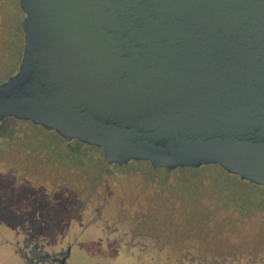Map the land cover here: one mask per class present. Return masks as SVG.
I'll return each instance as SVG.
<instances>
[{
    "label": "water",
    "instance_id": "95a60500",
    "mask_svg": "<svg viewBox=\"0 0 264 264\" xmlns=\"http://www.w3.org/2000/svg\"><path fill=\"white\" fill-rule=\"evenodd\" d=\"M19 4L24 49L0 83V125L30 122L109 166H219L264 187V0Z\"/></svg>",
    "mask_w": 264,
    "mask_h": 264
},
{
    "label": "rangeland",
    "instance_id": "374dc122",
    "mask_svg": "<svg viewBox=\"0 0 264 264\" xmlns=\"http://www.w3.org/2000/svg\"><path fill=\"white\" fill-rule=\"evenodd\" d=\"M24 17L19 0H0V83L19 69ZM186 170L109 166L102 150L7 119L0 264H24L36 244L49 254L71 247L67 264H223L213 256L230 250L264 264V192L214 167Z\"/></svg>",
    "mask_w": 264,
    "mask_h": 264
},
{
    "label": "flooded vegetation",
    "instance_id": "af4514ba",
    "mask_svg": "<svg viewBox=\"0 0 264 264\" xmlns=\"http://www.w3.org/2000/svg\"><path fill=\"white\" fill-rule=\"evenodd\" d=\"M20 5V4H19ZM21 8V7H20ZM22 10V9H21ZM25 15V14H24ZM23 23V22H22ZM22 30H23V28H22ZM78 144H80V143H78ZM80 145H82V144H80ZM132 163H146V162H132ZM131 164V163H130ZM147 164H149V163H147ZM150 165V164H149ZM128 166V165H127ZM151 166V165H150ZM207 167V166H206ZM208 167H214V168H216V169H220L222 172H225V171H223L219 166H208ZM203 168V167H202ZM201 169V168H200ZM200 169H191V170H196V171H198V170H200ZM152 170H154L153 168H152ZM158 170H160V169H158ZM164 170V169H163ZM180 170V169H179ZM155 171H157V170H155ZM166 171V170H165ZM176 171H178V170H176ZM182 171H187L186 169H182ZM167 172V171H166ZM174 172V171H173ZM168 173H172V172H168ZM226 173V172H225ZM229 175V174H228ZM231 176V175H230ZM236 177V176H235ZM237 178V177H236ZM242 181V180H241ZM244 182V181H243ZM253 185V184H252ZM250 187H258V188H260L263 192H264V187H260V186H256V185H253V186H251L250 185ZM128 247V246H127ZM68 250H70V256H71V247H67L66 249H64L63 251H60L59 252V254H49V253H46V252H44L43 251V249L39 246V245H35L34 246V248L31 250V257H32V259H34L35 261L37 260H43L44 262H45V264H62L61 262H60V260L63 258L62 257V254L63 253H66ZM234 252L232 251V250H230L229 251V254L228 255H224V254H216V255H214L213 257L215 258V260L216 259H223V264H243V261H244V257L243 256H241V255H235V254H233ZM70 256L67 258V261H66V263H64V264H67L68 263V260H69V258H70ZM238 256V257H237ZM201 258H203V257H201ZM206 258V257H205ZM234 258V259H233ZM236 258V259H235ZM192 259H194V258H192ZM192 259H190V257H187V258H185L184 259V261L186 262L185 264H187L188 262H192L193 260ZM195 262H198L197 264H201V263H203V262H205L203 259H198V258H196L195 260H194ZM218 262H219V260H217ZM233 263H232V262ZM221 262V261H220ZM196 264V263H195Z\"/></svg>",
    "mask_w": 264,
    "mask_h": 264
},
{
    "label": "trees",
    "instance_id": "16d2710c",
    "mask_svg": "<svg viewBox=\"0 0 264 264\" xmlns=\"http://www.w3.org/2000/svg\"><path fill=\"white\" fill-rule=\"evenodd\" d=\"M231 201H232V203L234 202V203H237V199H234V197H232V199H231ZM234 205V204H233ZM24 256V255H23ZM24 259H23V262L22 263H24V264H45V262L43 261V260H34V259H32V257L30 256V257H23Z\"/></svg>",
    "mask_w": 264,
    "mask_h": 264
}]
</instances>
